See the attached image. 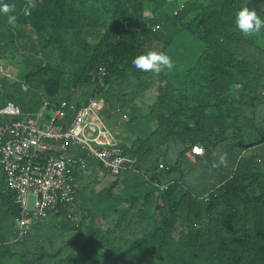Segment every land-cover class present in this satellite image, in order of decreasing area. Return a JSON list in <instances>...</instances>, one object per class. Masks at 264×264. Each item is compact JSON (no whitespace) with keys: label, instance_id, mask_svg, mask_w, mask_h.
Here are the masks:
<instances>
[{"label":"trees","instance_id":"obj_1","mask_svg":"<svg viewBox=\"0 0 264 264\" xmlns=\"http://www.w3.org/2000/svg\"><path fill=\"white\" fill-rule=\"evenodd\" d=\"M3 3L17 27L0 13V63L18 71L0 74V108L99 98L102 116L125 111L137 162L98 192L104 217L48 211L20 237L0 153V264H264V29L235 24L243 7L264 19V0H36L29 16L27 0ZM149 50L174 68L136 69Z\"/></svg>","mask_w":264,"mask_h":264},{"label":"built area","instance_id":"obj_2","mask_svg":"<svg viewBox=\"0 0 264 264\" xmlns=\"http://www.w3.org/2000/svg\"><path fill=\"white\" fill-rule=\"evenodd\" d=\"M100 72L106 74L105 68ZM5 73L2 62L0 74ZM101 108L99 98L81 105L60 99L52 107L53 116L48 114L46 100L35 115L25 114L13 101L0 108L1 117L11 118L0 122V153L7 184L21 208L16 218L20 237L31 229L35 217L46 216L48 211L59 213L64 208L74 215L78 200L75 174L88 168L87 160L75 151L87 152L115 176L133 169L137 158L124 155ZM193 151L203 154L200 146ZM159 187L163 191L167 185Z\"/></svg>","mask_w":264,"mask_h":264},{"label":"rangeland","instance_id":"obj_3","mask_svg":"<svg viewBox=\"0 0 264 264\" xmlns=\"http://www.w3.org/2000/svg\"><path fill=\"white\" fill-rule=\"evenodd\" d=\"M189 45V44H188ZM172 59V57H171ZM3 64L6 68V73L8 75L15 76V71H18V68L15 66V63L13 61H8V59H3ZM32 102L34 101L35 105L42 104V102H45L44 97L41 96H35L32 97ZM102 102V101H101ZM7 104V102H6ZM41 108V105L35 110L34 112L38 111ZM49 115H54V110L51 108H48ZM27 114V115H35L36 113ZM125 112V111H124ZM122 112V110L119 109V112H116L111 116L110 118L107 115H104V119L106 120L107 124L111 128L112 132L118 136L120 140H124V133L128 130V123L122 121L124 118H127L125 113ZM127 112V111H126ZM102 113V108H101ZM125 115V116H124ZM121 116V117H120ZM119 117L121 119V122L118 124ZM3 120H9L11 119L8 116H3ZM192 164L194 168H198L199 163H196L192 160ZM198 171V170H197ZM194 177H197L195 174H192ZM123 176V172H122ZM121 178L123 179V177ZM116 177L111 176L109 173H106L102 171L101 169H95L94 167H91L87 174L84 176V182L79 180L77 190L78 192V202L77 206L74 208V216L76 218L81 219L84 215L86 217L88 215L89 221L88 223H91L92 221H96L97 219L104 217V210H105V202L103 203L101 197L98 195V188H101L102 184L104 186L108 185L111 180L115 179ZM202 178V176L200 177ZM119 189H115L116 194H125L126 188H124V184H119ZM104 188V187H103ZM126 204H123L122 206H125ZM128 204L125 206L127 207ZM90 213V214H89ZM81 217V218H80ZM87 231V230H86ZM72 236H67V238H71Z\"/></svg>","mask_w":264,"mask_h":264},{"label":"clouds","instance_id":"obj_4","mask_svg":"<svg viewBox=\"0 0 264 264\" xmlns=\"http://www.w3.org/2000/svg\"><path fill=\"white\" fill-rule=\"evenodd\" d=\"M35 7H36V0H27L26 6L23 8V14L25 16H29L31 14V11ZM14 11H15V4L3 3L2 5H0V13H3L7 16V23L11 25L13 29L17 27V23H16L17 17L12 14ZM235 24L237 29L245 37H250L252 35L258 34L261 32L262 29H264V19H261V17L254 9H250L248 7H243L236 13ZM132 63L136 69L142 72L152 73L157 76L160 73L164 72L165 70L171 71L174 68V62L171 59L170 55H168L166 52L157 51V50H149L146 53H141L140 55L136 56L133 59ZM120 145H121V141H120ZM194 146H199V145H194ZM193 148H192V153L195 154ZM203 153H204V149H203ZM197 155H202V154H197ZM220 163L221 164L226 163V156H221ZM109 174L112 175L110 172ZM115 177H117V175Z\"/></svg>","mask_w":264,"mask_h":264},{"label":"crops","instance_id":"obj_5","mask_svg":"<svg viewBox=\"0 0 264 264\" xmlns=\"http://www.w3.org/2000/svg\"><path fill=\"white\" fill-rule=\"evenodd\" d=\"M116 135V134H115ZM117 136V135H116ZM118 137V136H117ZM121 142L123 141V140H120ZM75 153L76 154H80V153H82V151H75ZM85 153V152H84ZM87 156H89L87 153H85ZM190 154V153H189ZM88 168H87V171L86 172H77V179H78V183H79V180L80 181H82V182H84V176H85V174H87L88 173V171H89V169L91 168V167H94L95 169H99V168H97L98 167V163H99V161H97V160H95V159H92L90 156H89V158H88ZM106 174V173H105ZM111 176H113L114 177V175H111ZM115 179H113V180H111L110 181V183H108V185H107V183H106V185L104 186V184H102V186H101V188H98V190L99 191H101L102 189H103V187L104 188H107L108 186H110L111 184H112V182L114 181ZM119 184H123V182L120 180V183ZM134 183H132L131 185H133ZM119 187L120 186H117L115 189H119ZM115 189H114V192H115ZM98 191V192H99ZM123 204H126V203H123ZM122 204V205H123ZM121 205V206H122ZM127 205V204H126ZM125 205V206H126Z\"/></svg>","mask_w":264,"mask_h":264},{"label":"snow or ice","instance_id":"obj_6","mask_svg":"<svg viewBox=\"0 0 264 264\" xmlns=\"http://www.w3.org/2000/svg\"><path fill=\"white\" fill-rule=\"evenodd\" d=\"M197 151H199V149H197Z\"/></svg>","mask_w":264,"mask_h":264}]
</instances>
